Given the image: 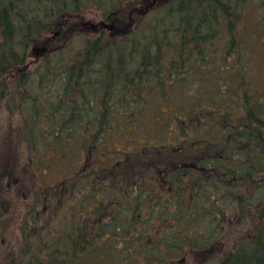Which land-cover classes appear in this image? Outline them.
<instances>
[{"label": "trees", "instance_id": "16d2710c", "mask_svg": "<svg viewBox=\"0 0 264 264\" xmlns=\"http://www.w3.org/2000/svg\"><path fill=\"white\" fill-rule=\"evenodd\" d=\"M0 108L41 189L15 264H264V0H0Z\"/></svg>", "mask_w": 264, "mask_h": 264}, {"label": "rangeland", "instance_id": "374dc122", "mask_svg": "<svg viewBox=\"0 0 264 264\" xmlns=\"http://www.w3.org/2000/svg\"><path fill=\"white\" fill-rule=\"evenodd\" d=\"M79 20L88 29L87 33H82L84 38L97 36L99 26L103 25L101 17L94 11L84 12ZM81 41L75 39L70 45V50H79ZM7 168L15 170L16 180L12 182L9 209L0 217V264H15L22 240V219L30 209L35 194L41 189L40 182L34 177L29 166L21 116L18 112L11 115L4 108H0V182ZM221 255L223 252L220 247L213 250L212 254H208V256ZM194 261L193 257L189 258V262Z\"/></svg>", "mask_w": 264, "mask_h": 264}, {"label": "water", "instance_id": "95a60500", "mask_svg": "<svg viewBox=\"0 0 264 264\" xmlns=\"http://www.w3.org/2000/svg\"><path fill=\"white\" fill-rule=\"evenodd\" d=\"M105 28H106V29H109V27H108V26H105Z\"/></svg>", "mask_w": 264, "mask_h": 264}]
</instances>
